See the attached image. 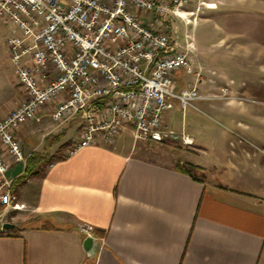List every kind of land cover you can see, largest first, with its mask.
Segmentation results:
<instances>
[{
	"label": "crops",
	"instance_id": "crops-1",
	"mask_svg": "<svg viewBox=\"0 0 264 264\" xmlns=\"http://www.w3.org/2000/svg\"><path fill=\"white\" fill-rule=\"evenodd\" d=\"M189 5L215 13L221 29L215 57L229 79L235 77L230 97L209 106L219 112L230 107L231 120L250 142H232L230 153L216 150L209 159L200 144L187 147L180 161H160L142 143L159 142L136 140L126 126L113 145L92 144L67 155L79 137V118L58 124L44 110L39 121L16 131L23 161L11 159L0 144L12 187L34 153L56 155L34 166L39 173L17 189L24 207L7 212L15 226L4 229L0 221V264H264V0ZM8 34L0 25V118L23 97ZM210 80L200 79L206 96L221 88ZM169 116L164 126L173 129ZM186 133L194 145L204 140L199 130ZM223 139L215 138V145ZM190 164L197 168L186 171ZM83 224L93 229V257L84 247Z\"/></svg>",
	"mask_w": 264,
	"mask_h": 264
},
{
	"label": "built area",
	"instance_id": "built-area-1",
	"mask_svg": "<svg viewBox=\"0 0 264 264\" xmlns=\"http://www.w3.org/2000/svg\"><path fill=\"white\" fill-rule=\"evenodd\" d=\"M191 0H0V25L21 101L0 118V144L14 161L25 159L16 131L48 111L55 123L79 118V137L66 149L73 155L92 144L113 145L131 127L136 140H180L182 130L164 126L165 111L211 98L192 85L175 90V73L191 71V27L200 5ZM53 105V107H52ZM52 108V109H50ZM10 160L0 149V221L22 209L7 177ZM93 235L88 224L81 226Z\"/></svg>",
	"mask_w": 264,
	"mask_h": 264
},
{
	"label": "rangeland",
	"instance_id": "rangeland-1",
	"mask_svg": "<svg viewBox=\"0 0 264 264\" xmlns=\"http://www.w3.org/2000/svg\"><path fill=\"white\" fill-rule=\"evenodd\" d=\"M190 3H193L191 0ZM193 5H189L190 9ZM205 16H208L205 19ZM215 13L200 14L199 22L195 26L191 27L193 36V50L190 52L189 63L191 65V71L187 72V67H183L175 73L176 87L175 90L179 91L181 88L192 85L198 79L196 71L200 70L201 77L211 79L209 83L221 84L220 89H215L214 93H208L207 99L197 100L195 104L198 108L188 106L186 109H182L180 103L175 101V106L165 111V115L168 114L171 127L176 132H195L199 130L204 135V140L197 144L185 145L180 140L166 139L159 143H144L143 147L149 148L150 155L154 158L165 161L168 159L182 158V153L187 147L199 146L203 147V156L205 158H212L215 155V151H219L226 155L230 153L231 143L241 141L247 144L250 142L244 130H241L238 125L231 120L230 107L226 106L223 112L216 111L209 106V103L224 102L233 93V89L236 87L235 77L234 80L230 78V72L225 70L222 64V59L217 60L215 57L216 50L218 48L217 40L220 36L221 29L216 26ZM228 74V77L224 73ZM245 94V93H244ZM245 96V95H244ZM240 95V98L245 102H249L251 99ZM249 100V101H248ZM245 134V135H244ZM223 136V140H217L219 145H215V138ZM195 170V168H194ZM4 211L2 207L1 212ZM5 212V221H11L10 215Z\"/></svg>",
	"mask_w": 264,
	"mask_h": 264
},
{
	"label": "trees",
	"instance_id": "trees-1",
	"mask_svg": "<svg viewBox=\"0 0 264 264\" xmlns=\"http://www.w3.org/2000/svg\"><path fill=\"white\" fill-rule=\"evenodd\" d=\"M56 155H53L51 157L47 156V155H42L41 153H34L32 156H30L28 158V161H27V171L24 175H22L21 177H19L18 181H17V184L15 185V187H12V190L14 193L17 192V189L19 188V186L21 184H23V182L27 179L28 176L34 174V173H39V171H32V168L34 166H40V165H43L44 163L45 164H48L53 158H55ZM60 156H58L59 158ZM190 166V167H189ZM184 168V167H183ZM194 168H197V167H193V165H188V167H185L184 169L186 171H191L193 170ZM2 205H0V211L2 209Z\"/></svg>",
	"mask_w": 264,
	"mask_h": 264
},
{
	"label": "water",
	"instance_id": "water-1",
	"mask_svg": "<svg viewBox=\"0 0 264 264\" xmlns=\"http://www.w3.org/2000/svg\"><path fill=\"white\" fill-rule=\"evenodd\" d=\"M14 226H15V224L11 223L9 221H6L3 223L4 229H9V228H12ZM95 242H96L95 237L90 236V235L87 236L84 240L85 250L91 257H93L95 255Z\"/></svg>",
	"mask_w": 264,
	"mask_h": 264
}]
</instances>
